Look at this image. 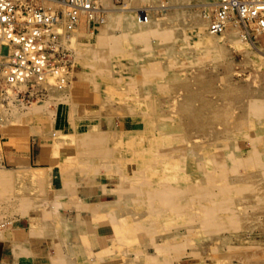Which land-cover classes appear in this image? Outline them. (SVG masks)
<instances>
[{"label": "rangeland", "instance_id": "obj_1", "mask_svg": "<svg viewBox=\"0 0 264 264\" xmlns=\"http://www.w3.org/2000/svg\"><path fill=\"white\" fill-rule=\"evenodd\" d=\"M165 1L123 0L151 19L116 12L74 36L62 88L0 97V253L17 218L49 217L90 177L109 192L112 264H264V37L210 34L216 0ZM35 136L47 168L11 162Z\"/></svg>", "mask_w": 264, "mask_h": 264}, {"label": "built area", "instance_id": "obj_2", "mask_svg": "<svg viewBox=\"0 0 264 264\" xmlns=\"http://www.w3.org/2000/svg\"><path fill=\"white\" fill-rule=\"evenodd\" d=\"M159 3L163 8L166 1ZM105 12L102 0H0V97L11 99L8 90L18 96L47 86L62 88L68 77L67 45L104 24ZM140 13L138 21L147 22L148 15ZM228 26L264 37V0H217L207 30L221 35Z\"/></svg>", "mask_w": 264, "mask_h": 264}, {"label": "crops", "instance_id": "obj_3", "mask_svg": "<svg viewBox=\"0 0 264 264\" xmlns=\"http://www.w3.org/2000/svg\"><path fill=\"white\" fill-rule=\"evenodd\" d=\"M122 1L102 0V5L106 10L103 27L108 23L110 25L113 23L110 19L111 15L120 9L123 5ZM138 6L144 5L132 3L129 8L134 10V17L137 22H140L137 19L138 12L134 9ZM143 8L148 18L151 19L150 10L146 6ZM123 9L127 8L124 6ZM131 10L117 13L128 15ZM98 30L100 31V28ZM78 85L82 86L79 87L82 92L83 87L87 89V91L84 89L85 94L79 95L80 99L85 97L79 101L81 104H89V87L82 83ZM62 117L67 119V111L64 112L62 108H57L55 126L62 123ZM132 124L133 122L124 121L123 125L125 128ZM38 137L35 136L34 139L29 140L27 146L24 143H10L13 145L11 146L13 157L9 160L11 162L23 160L31 166L34 165L32 168H47L50 163V151H48L45 140ZM75 185L73 188L70 186L69 191H61L63 196L56 205L51 206L53 210L49 217L36 212H28L26 216L17 218L5 230V246L3 252L0 253L3 259L11 261L12 258L29 256L30 258L26 259L23 264H112V258L116 256L111 245L112 228L102 218L110 203L105 195L109 192L104 191L97 182L90 183V177Z\"/></svg>", "mask_w": 264, "mask_h": 264}]
</instances>
